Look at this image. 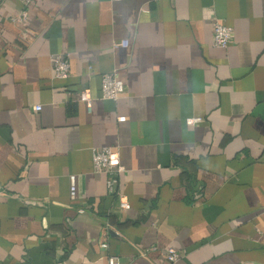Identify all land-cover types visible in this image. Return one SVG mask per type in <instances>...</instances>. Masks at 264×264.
<instances>
[{
  "label": "crops",
  "instance_id": "0c3cea01",
  "mask_svg": "<svg viewBox=\"0 0 264 264\" xmlns=\"http://www.w3.org/2000/svg\"><path fill=\"white\" fill-rule=\"evenodd\" d=\"M21 9L0 0V264H168L167 249L174 264H264V0ZM215 20L232 29L225 49ZM111 72L124 91L101 100ZM101 148L118 152L128 210L93 171Z\"/></svg>",
  "mask_w": 264,
  "mask_h": 264
},
{
  "label": "built area",
  "instance_id": "2783aa9c",
  "mask_svg": "<svg viewBox=\"0 0 264 264\" xmlns=\"http://www.w3.org/2000/svg\"><path fill=\"white\" fill-rule=\"evenodd\" d=\"M22 5L18 20L27 19L28 8L34 0H18ZM118 2L120 0H110ZM232 38V29L218 21L212 22V46L215 48L225 49L229 45ZM121 46H126V42H120ZM52 76L55 79L64 80L69 75V61L67 55H56L51 59ZM124 91L122 81L115 72L107 73L101 77L100 99L117 101ZM77 100L83 103L87 110L91 107L92 98L87 90H81L77 94ZM39 107H35V111H39ZM125 118L121 117L117 120L123 122ZM200 122L199 118H190L185 120L187 125H194ZM92 168L95 173H104L106 175L105 187L108 194L115 193L121 210H128L130 204L126 197L118 191V175L123 168L120 165L118 152L111 148L94 149L91 152ZM69 198L75 197V177L69 176ZM87 210L85 208L77 209L78 214H83ZM106 247V244H101ZM180 255L173 249L165 250V260L168 264H174L180 259ZM107 264H119L114 257L107 259Z\"/></svg>",
  "mask_w": 264,
  "mask_h": 264
}]
</instances>
